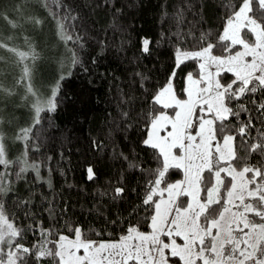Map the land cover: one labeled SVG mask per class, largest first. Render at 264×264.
<instances>
[{
    "label": "snow or ice",
    "instance_id": "6c2138e0",
    "mask_svg": "<svg viewBox=\"0 0 264 264\" xmlns=\"http://www.w3.org/2000/svg\"><path fill=\"white\" fill-rule=\"evenodd\" d=\"M222 6L226 10L222 30L215 39L211 31L202 32L191 50H176L173 71L152 95L151 110L142 117L147 133L142 144L153 150L160 165L149 173L142 201L150 209L144 217L147 231L139 222L129 223L119 239L96 240L80 226L69 227L71 237L41 227V238L26 245L24 230L0 203V264H44L49 259L52 264H264V99L256 98L258 93L264 98V0H224ZM41 7L48 10L65 44L83 46L79 34L83 25L75 23L79 17L63 0H15L10 11L0 0V23L12 30L7 36L0 33V50L11 54L0 56V61L20 69L16 85L31 97L38 96L32 80L39 53L27 36L24 48L13 41L25 24L43 23L35 15ZM177 23H183L182 10ZM149 44L143 40L145 53ZM186 61L194 62L198 70L187 73L178 90L177 70ZM72 63H79L75 52ZM57 91L47 99L30 101L32 121L12 137L25 146L15 161L9 158L8 137L0 130V169L16 164L18 179L29 170L39 177L40 165L30 162L27 146L41 124V114L56 111ZM0 92L10 97L15 87L0 82ZM120 117L126 123L129 112L121 111ZM123 158L130 168L137 167L128 156ZM171 170L183 178L169 182ZM8 174L0 171V195L11 192ZM93 177L89 167L88 178ZM124 194L125 188L117 186L113 199Z\"/></svg>",
    "mask_w": 264,
    "mask_h": 264
},
{
    "label": "trees",
    "instance_id": "16d2710c",
    "mask_svg": "<svg viewBox=\"0 0 264 264\" xmlns=\"http://www.w3.org/2000/svg\"><path fill=\"white\" fill-rule=\"evenodd\" d=\"M14 3L15 0H3L7 11ZM63 3L71 6L79 17L75 23L83 25L79 28L83 46L64 43L68 53L66 66L51 80L47 96L42 97L48 98L58 88L56 111L41 114V124L35 127L27 146L30 162L40 165V175L37 177L29 170L18 179L14 175L19 170L16 164L12 169H0L9 173L6 179L11 189L9 194L0 195V203L24 230L22 242L26 245L41 238V227L71 237L69 227L80 226L89 238L96 240L118 239L129 223L139 222L141 230L147 231L144 217L150 209L142 201L149 173L160 165L153 150L142 144L147 135L142 117L151 110L152 95L173 71L176 50H191L202 32L211 31L215 39L226 15L224 0H63ZM181 10L183 23L178 24L177 13ZM35 15L43 21L44 33L54 39L56 23L48 10L41 7ZM0 26L4 27L2 23ZM34 29L35 24H25L18 40L25 36L32 38ZM6 31L7 35L12 33L11 29ZM72 34L75 36L76 32ZM34 39L42 43L35 36ZM144 39L150 41L148 53L143 51ZM73 52L79 63H72ZM197 70L192 61L182 64L177 70L176 88L180 89L187 73ZM16 86L24 89L22 85ZM256 98L264 99L259 93ZM21 105L15 101L8 107V123H18L12 127L13 136L32 121L31 105L27 104V108ZM248 107L253 105L249 103ZM121 111L129 112L126 123L120 117ZM251 115L254 120L257 118V113ZM247 116L244 114L245 119ZM8 139L9 158L15 161L25 146L14 140L12 146ZM93 141L102 146L97 148ZM124 156L137 167L130 168ZM89 167L93 169V179L88 178ZM181 175L171 170L167 179L174 182ZM117 186L124 187L125 194L113 199ZM97 232L102 235L97 236ZM44 264L52 262L49 259Z\"/></svg>",
    "mask_w": 264,
    "mask_h": 264
},
{
    "label": "rangeland",
    "instance_id": "374dc122",
    "mask_svg": "<svg viewBox=\"0 0 264 264\" xmlns=\"http://www.w3.org/2000/svg\"><path fill=\"white\" fill-rule=\"evenodd\" d=\"M6 29L7 28L0 26V33L7 36ZM43 29L44 24L42 23L35 25V29L33 31V35L38 39H41L42 43L36 41L33 35L31 36L33 39L30 38L35 50L39 53L38 59L34 62L35 73L32 80V83L35 84L36 89L38 90V96L31 97L26 94L25 89H17L19 86H16L14 81H16V79L19 77L20 69L11 62L0 61V82H3L6 87H15V95L13 96L3 97V93L0 92V97H3V99H0V108L3 109L0 111V130H2L7 137H14L12 127L18 124L15 121L8 123L10 119V111L8 107L14 105V102L17 101L23 104L21 107L27 108L28 105H31L30 101L35 99H43L42 97L47 96V91L50 90L51 80L54 77H57L66 66L67 59L65 57L68 53L67 50L64 49V42L57 36V34L54 35V39H52L49 35L44 33ZM24 41L25 38L20 40L17 38L14 40V43L17 46L26 47ZM10 55L11 54L7 51L0 50V56L10 57ZM45 99H47V97ZM5 100L6 106L4 103ZM167 111L171 112L172 110L169 109ZM12 137H8V141H10L13 146ZM182 178L183 174L181 175L180 179Z\"/></svg>",
    "mask_w": 264,
    "mask_h": 264
}]
</instances>
